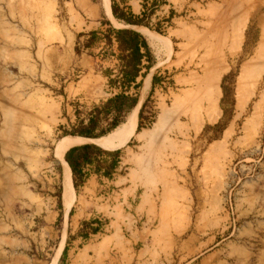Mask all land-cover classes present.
Wrapping results in <instances>:
<instances>
[{
	"label": "rangeland",
	"instance_id": "374dc122",
	"mask_svg": "<svg viewBox=\"0 0 264 264\" xmlns=\"http://www.w3.org/2000/svg\"><path fill=\"white\" fill-rule=\"evenodd\" d=\"M148 1L137 15L145 26L130 27L109 19L102 0H0V132L7 127L12 136V143L0 144V188L24 184L44 195V210L54 202L66 214L57 145L119 92L108 86L114 49L103 58L90 51V70L74 67L72 50V101L65 100L61 66L70 38L84 44L92 31L143 27L166 47L159 52L149 45L155 59L149 76L162 82L139 91L141 139L120 148L127 169L112 179L122 174L124 183L104 191L109 200L95 201L106 207L85 221L98 219L103 229L83 243H96L110 228L128 245L134 242L136 251L152 252L153 264H189L202 253L211 254L209 264H264V9L256 0L239 20L235 14L249 0ZM115 3L126 8L122 0ZM248 64L247 104L240 110L238 79ZM223 67L217 83L220 117L196 131L191 117L207 108L204 88ZM256 105V129L246 135ZM78 195L75 190L73 214L81 207L74 203ZM8 205L0 196V219ZM12 206L20 225L14 222L5 254L14 261L25 255L32 264H67L61 260L64 240L59 246L70 236L62 215L46 230L44 213L20 208L15 197ZM18 236L28 240L27 247Z\"/></svg>",
	"mask_w": 264,
	"mask_h": 264
},
{
	"label": "crops",
	"instance_id": "0c3cea01",
	"mask_svg": "<svg viewBox=\"0 0 264 264\" xmlns=\"http://www.w3.org/2000/svg\"><path fill=\"white\" fill-rule=\"evenodd\" d=\"M134 3H137L138 6L136 7ZM145 3L148 4L149 1L122 0L121 7L126 6V10L131 11L135 15H141V13L144 12ZM122 27L123 26L121 25V28ZM136 29L145 36L147 42L149 43V36H147L144 33V30H148V29L143 27H136ZM149 45L151 46L150 43ZM76 46H77V40L74 39L72 41V38H70L67 49L68 56L64 58V64L61 66V71L63 73L64 83H65L64 86L65 100L67 101H72V50L75 52L73 58V61H75L74 67L84 70H90L92 64H94V58L88 55L90 51H97V53L101 54L100 55L101 58H103L102 54L107 49H114L113 54L118 53L117 44L115 41H113V45L110 48L109 46L106 45L105 40H100L98 43H96L93 46V48L86 50L84 49V51H82L80 55L76 53ZM96 59L98 60L99 57L97 56ZM112 59L114 60H109L108 62V69L116 74L118 72L119 61L117 57L113 55H112ZM148 76L149 74L147 75V77ZM146 78L143 81L144 88L142 93H144L151 85V81H152L151 76H149L147 79ZM148 82L150 84L147 87ZM138 106L141 107V102H139L135 108H137ZM8 143H12V136H11L10 128L7 129L6 127L4 130L0 132V144L7 145ZM123 161L124 158H122V162H120V166H119L120 169L118 168L117 170L121 171L122 169L125 170L127 169L125 168L126 164ZM61 165L63 167V164ZM85 172H87L88 174L87 179L85 183L82 185V187H80L79 195L77 196L76 202H74V203H80L81 207H79L78 211L76 210V213H74L73 215H70V211H72V207L74 204L70 207L68 212L66 211V214L65 213L62 214L61 209H58L56 203L54 202L52 204L51 203L49 204V208H47V210H44L45 202H46L44 195L35 193L32 188H29L24 184H21L20 186L15 188L12 184L7 185L5 188L2 189L0 188L1 198H3L9 204L7 207L1 210L0 262L2 264H14V263L32 264V260L25 255L19 256L14 261L12 256L8 257L7 254H5L6 253L5 247L8 245L11 246L13 243L14 222L17 226L20 225V221L18 220V218L14 217L13 206H12L14 197L20 203V208L25 209L31 207L34 212L44 213L43 225L45 228H47L46 230H48V228L54 225L62 215L61 216L62 225L66 223V228L68 234L70 235L69 237H71V238L68 237L67 242L64 237L59 244V246H61L64 240V245L61 255L63 254L65 247H68L67 260H66L67 264H153L152 262H154L156 259L154 258L152 252L150 251L147 252L145 248L141 249L140 251H136L134 242H131V245H128L126 240H124L120 236V232L117 230H111L110 228H107L108 233L101 234V237L98 238L96 243H93L94 240H90L89 243L87 244L83 243L82 241L83 238L80 236L82 222L90 219L91 216L99 217L97 216V214L99 215L100 211L105 209L106 207L105 204L103 203L100 204L99 202L95 203V201L98 200L104 201L107 200L108 198L110 199L111 195L108 194L107 195L108 197H106L105 194L107 193H105L104 191L106 189H110L111 186L118 187L117 183H120V185L122 186L125 179L124 175L117 174L114 179L109 180L108 178H105L102 173L100 174L96 173L94 167H86ZM63 173H64V167H63ZM70 174H71V182L73 185L71 169H70ZM23 180L24 178L22 177V181ZM123 189L119 191L123 192ZM114 193L115 190L112 189L111 194L113 195ZM128 201L132 202V199L129 198ZM109 210H112L110 206H109ZM132 210L135 211V208ZM95 212L96 214H94ZM22 232L25 234L28 233L27 229L25 228H22ZM93 236L97 237L99 236V234ZM18 239L20 240L22 246L26 245L27 247L28 240L27 241L24 240L21 236H18ZM91 241L92 243H90ZM210 257H211L210 253H202L194 257L192 261L189 262V264H209L208 261L210 260ZM214 264H220V262L218 261L217 263Z\"/></svg>",
	"mask_w": 264,
	"mask_h": 264
},
{
	"label": "trees",
	"instance_id": "16d2710c",
	"mask_svg": "<svg viewBox=\"0 0 264 264\" xmlns=\"http://www.w3.org/2000/svg\"><path fill=\"white\" fill-rule=\"evenodd\" d=\"M153 7H157V1H153ZM113 16L125 26H145L144 18L133 14L126 8H120L115 0L111 6ZM153 11V10H152ZM88 40L81 44L77 41L76 53L81 54L82 49H91L100 40H105L110 48L113 41L117 44L116 56L119 61L118 72H108V86L110 89L119 90L112 98L100 106H96L88 115L87 122H81L79 130L67 134L74 137L87 139H100L111 134L119 126L126 123V119L139 102V91L143 81L155 66L151 48L146 38L138 31L131 28H109L107 32L92 31L87 36ZM81 47V48H80ZM153 90L162 82V78L154 75L152 78ZM224 93H226L223 87ZM142 112L139 116L138 132L143 126ZM106 123V126H105ZM122 149L109 151L96 144H84L71 148L65 155L73 178L76 192L87 179L86 167H94L95 172L102 173L105 178L112 180L121 162ZM113 157V160H109ZM73 215V210L70 212ZM103 224L98 219H91L82 223L80 236L87 241L91 236L99 234ZM68 247H65L61 260L67 258Z\"/></svg>",
	"mask_w": 264,
	"mask_h": 264
},
{
	"label": "bare ground",
	"instance_id": "6f19581e",
	"mask_svg": "<svg viewBox=\"0 0 264 264\" xmlns=\"http://www.w3.org/2000/svg\"><path fill=\"white\" fill-rule=\"evenodd\" d=\"M256 0L252 2V0H249L248 2H245V6L240 10H237L235 14V18L242 19L246 16V14L254 8L256 5ZM259 4L261 5V8L264 9V0H259ZM102 8L105 12L106 16L115 21L112 15L111 11V2L110 0H102ZM260 8V9H261ZM121 25H119V28ZM144 33L149 36L150 44L152 47H154L159 52L166 51L165 45L159 40V37L156 34H153L149 32L148 30H144ZM262 43H264V40L262 39ZM262 43L260 47L262 46ZM263 49V46L261 48ZM262 51H260L261 53ZM160 54V53H159ZM163 54V53H162ZM227 70V68L223 67L221 69L213 71L211 78L208 82V84L204 88V93H206L205 98L202 100V102H207V108L203 111L200 109L196 112V114L191 117L192 123L195 126V130L199 131L202 128V122L205 120H208L211 123L217 122L218 118L220 117V110L218 108V100L217 97L219 95V89H217V83L219 82L222 72ZM251 65H245L242 70L240 77L238 79V89H237V99H238V108L240 110H244L247 99L244 94V89L246 87V81L250 74ZM149 82L147 83V87L149 86ZM198 102V101H197ZM140 106L133 109V111L129 114L126 123L119 126L112 134H110L107 137L101 138V139H87L82 137H65L63 138L56 148V158L59 162L63 164L64 167V180H63V187L65 189V195L63 200V205L65 204L66 211L68 212L70 207L72 206L73 199L75 196V190L73 188L72 182H71V174H70V168L68 163L65 161V155L66 153L73 147L88 144V143H95L96 145L103 147L107 150H117L122 147H124L132 138L137 137L138 139H141V133L137 132L138 128V112H139ZM261 113V109L259 106L254 107L253 117L247 121L244 127V132L246 135H250L253 133V131L256 129L255 120L258 118V116Z\"/></svg>",
	"mask_w": 264,
	"mask_h": 264
},
{
	"label": "water",
	"instance_id": "95a60500",
	"mask_svg": "<svg viewBox=\"0 0 264 264\" xmlns=\"http://www.w3.org/2000/svg\"><path fill=\"white\" fill-rule=\"evenodd\" d=\"M63 180H64V176H63V171H62V185H63ZM64 195H65V189L63 187V190H62V201L64 200Z\"/></svg>",
	"mask_w": 264,
	"mask_h": 264
}]
</instances>
